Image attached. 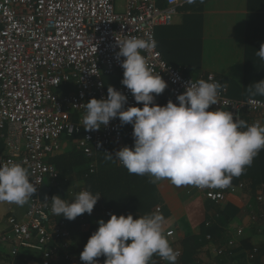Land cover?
Wrapping results in <instances>:
<instances>
[{
    "label": "built area",
    "instance_id": "obj_1",
    "mask_svg": "<svg viewBox=\"0 0 264 264\" xmlns=\"http://www.w3.org/2000/svg\"><path fill=\"white\" fill-rule=\"evenodd\" d=\"M162 1L163 6L158 0H0V164H22L37 184L26 214L10 218L8 230L0 235V243L13 245L12 254L18 246H29L35 240L42 249V264H53L60 258L66 264H84L72 247L68 221L50 211L51 193L40 197L39 192L46 182L54 183L58 178V170L49 159L59 151L63 136L80 134L76 149L89 159L106 154L104 151L111 153L113 147L119 150L124 130L132 132V125L121 124L119 118L97 131H85L81 124L86 115L84 104L93 97H107L103 77L122 68L119 60L124 59L116 58L117 42L131 36L155 39L156 28L172 24L177 8L185 2ZM142 55L167 82L169 95L163 105L169 99L178 103L176 97L189 81L212 78L224 87L218 95L219 104L211 108H227L240 119L248 116V124L264 122V100L230 98L228 87L214 73L193 79L185 75L183 66L168 64L157 46ZM112 87L127 96L125 108L136 105L124 85ZM74 113L75 121L71 119ZM87 167V174L95 171L94 163L89 162ZM246 187L243 181L234 182L232 178L231 185L224 189H196L219 205L229 193ZM255 199L264 203V183L256 190ZM112 213L104 211L107 217ZM79 222L82 231L88 229L83 215ZM205 224L209 226L210 222ZM165 234L172 237L174 231L169 229ZM227 244L233 246L235 242L229 240ZM51 246L61 255H55ZM174 249L179 250L180 257L182 250ZM259 253V247L254 246L247 259L255 260Z\"/></svg>",
    "mask_w": 264,
    "mask_h": 264
},
{
    "label": "clouds",
    "instance_id": "obj_2",
    "mask_svg": "<svg viewBox=\"0 0 264 264\" xmlns=\"http://www.w3.org/2000/svg\"><path fill=\"white\" fill-rule=\"evenodd\" d=\"M156 43L151 36H131L117 42L116 58L124 57L119 60L123 69L121 84L142 107L125 108L127 96L109 86L106 98L93 97L84 104L82 127L97 131L116 118L121 124H131L132 147L124 145L115 155L104 151L106 159H118L130 174L149 175L151 183L168 180L177 187L227 188L232 178L242 175L264 149V123L257 120L248 124L228 109H211L219 104L218 95L224 87L212 78L189 81L177 95L178 103L171 99L165 105L154 103L167 82L149 66L142 52L154 50ZM256 55L264 60V43ZM248 92L264 96V79L252 84ZM36 185L22 164H0V205L23 207L37 192ZM100 196L87 189L75 193L71 201L53 195L50 211L74 220L85 213L90 215ZM97 223L98 228L80 252L84 264H99L96 258L102 255L106 257L104 264H156L154 256L177 264L180 252L165 235L166 218L158 209L135 219L131 213H112L107 221Z\"/></svg>",
    "mask_w": 264,
    "mask_h": 264
},
{
    "label": "crops",
    "instance_id": "obj_3",
    "mask_svg": "<svg viewBox=\"0 0 264 264\" xmlns=\"http://www.w3.org/2000/svg\"><path fill=\"white\" fill-rule=\"evenodd\" d=\"M158 5L163 6V1L158 0ZM155 40L157 49L166 62L183 66L185 75L199 79L212 72L226 84L230 98L264 100V96H252L248 92L252 84L264 79V60L256 55L261 43H264V0H195V3L185 0L177 8L172 24L156 28ZM168 95L166 87L162 94L155 96L154 103L163 105ZM136 106L142 107V104L136 102ZM71 119L77 120V114H71ZM129 130L132 131V126ZM75 135L63 136L59 151L52 157L77 151L78 137ZM133 143L132 132L126 133L121 147H132ZM116 151L113 147L111 153L115 155ZM77 152L72 173L60 177L58 172L54 184L65 188L68 201L73 200L75 193L83 189L101 194L92 213L83 214L88 229H80L81 233L90 230L94 224L97 227V222L107 217L105 210H114L113 204L108 201L128 202H124L126 207H123L126 214L131 213L127 210L131 208V214L137 215L141 213L139 202L153 193L155 201L149 209L156 211V207H160L159 211L166 218L164 233L169 229L174 231L172 237L165 234L173 248L182 249V241L188 236L202 238L194 241L191 246L199 245L196 256L189 262L181 261L177 264H264V203L255 201L247 189L229 193L226 200L216 207L195 186L177 187L168 180L151 183L152 178L147 174L134 175L126 168L121 169L118 159L108 160L100 154L88 159ZM89 162L94 163L95 171L87 175ZM92 174L95 177L88 181L87 178ZM115 178L118 179L115 185L120 189L110 191L111 187L108 185ZM144 180L147 182L145 190ZM242 181L248 187V183ZM29 205L30 200L23 207L0 205V235L8 230V220L22 218ZM228 205L234 207L228 211L229 217L224 215L220 219L219 213H215L216 209L224 213ZM206 222H210V225L206 226ZM208 227L214 231L211 232L213 236L210 239L206 238ZM238 230L241 232L238 233ZM73 238L71 233L72 247L77 250L78 244L74 243ZM229 240H233L235 245L229 246ZM253 246L260 247L261 252L255 260L250 261L247 253ZM12 249L11 243H0V264H42V249L36 245L35 240L29 246H18L15 254H12ZM52 249L55 255H61L59 250ZM220 249L223 253L219 255L217 251ZM77 252L80 253L78 250ZM96 259L100 264V257ZM153 259L156 264L168 263L160 258L157 260L156 256ZM53 264L66 262L60 258Z\"/></svg>",
    "mask_w": 264,
    "mask_h": 264
},
{
    "label": "trees",
    "instance_id": "obj_4",
    "mask_svg": "<svg viewBox=\"0 0 264 264\" xmlns=\"http://www.w3.org/2000/svg\"><path fill=\"white\" fill-rule=\"evenodd\" d=\"M173 66H176V65H173ZM122 78H123V69L119 68L114 73L103 77L105 87L108 88L109 86L122 85L121 84ZM256 99H259V98H256ZM245 118L248 121V116H244L243 117V119L246 121ZM126 133H127V130H124V136H125ZM75 136L79 137L80 134H76ZM75 151L74 152H70L68 154H62L60 156L52 157V158L49 159V161L52 164H54V166L58 170V172L60 174V177H66V176H69L70 173H72V170H73L72 167L75 164L74 159H75L76 156L78 157V155L76 154L77 151L76 152ZM77 153L80 156H83L81 153H79V152H77ZM100 155L106 156V154H100ZM113 159L116 160V158H113ZM120 168L123 169L125 167L122 165V166H120ZM82 175H83V172H82L81 176ZM94 177H95V175L92 174V175H90L87 178V180L89 181V179L91 180ZM242 180H244V181H246L248 183V187H246V189L250 192L251 196L255 199L256 190L259 188V186L262 183H264V149H261L259 151L257 156L253 159V162H252L251 166H248L246 168L245 172L242 175H240L239 177H233V181L234 182H239V181H242ZM117 181H118V179H116V178L114 180L113 179L111 180V183L108 185L109 187H111L110 191H112V189L114 191H116L117 188L120 189V187H116V185H115L117 183ZM104 182L108 183L106 180ZM54 183H48V187L50 189L51 195L52 196L53 195H60L63 199L66 200V198L68 196H67V192L64 190L65 188L61 187L59 184H54ZM143 183H144V190H145V185L147 184L146 180H144ZM154 201H155V194H153V193L148 195L147 197H145L144 200H141L139 202V207H138L139 210L141 211V213L140 214L137 213V215L132 214L133 218L135 219L137 216H143V215H147V214L153 213L154 211L150 210L149 208H150V205H152L154 203ZM255 201H256V199H255ZM108 202L113 204L114 210H111L113 213H115L118 216L121 215V214L127 215L126 211L123 209V207H126V205H124L125 201H108ZM125 203L128 204V202H125ZM214 206L217 207V204H214ZM233 208H234L233 206L228 205L226 207V209H224V213L221 212L217 208L215 213H219V218L222 219V217L224 215H227L229 217V212L228 211H230ZM127 210L129 212H131V213L133 211L131 208H128ZM58 218L59 219H61V218L66 219L63 216L58 217ZM108 219H109V217H105L104 221H107ZM66 220L68 221L69 227L71 229V233L74 236V238H73L74 239V243L76 245L78 244L77 250L81 252L83 250L84 245L87 242L89 236L98 228V226L95 227L94 226L95 224H94V225L91 226L90 230L86 231L85 233H81L80 227H79L80 222H79L78 217H76L74 220H68V219H66ZM263 231H264V229H263ZM211 232L214 233L213 228L207 229V235L213 236V234ZM198 239L201 240L202 238L199 237V236L192 235V236H188V238H186V240L184 239L182 241V245H183V248L181 249L182 253H181V256L178 258L177 263L181 262V261L182 262H189L194 256H196L197 247L199 245L197 247H192V248H191V246L194 245L193 244L194 241L197 242ZM50 249H52V246L50 247ZM259 249H260V247H259ZM260 252H261V249H260ZM156 257H157V260H159V257L158 256H156ZM100 259H101V263L100 264H104V261H105L106 257H104L102 255V256H100ZM185 260H187V261H185Z\"/></svg>",
    "mask_w": 264,
    "mask_h": 264
},
{
    "label": "water",
    "instance_id": "obj_5",
    "mask_svg": "<svg viewBox=\"0 0 264 264\" xmlns=\"http://www.w3.org/2000/svg\"><path fill=\"white\" fill-rule=\"evenodd\" d=\"M50 192V189H49V187H48V182H46L43 186H42V188H41V190H40V192H39V196L40 197H43V196H45L47 193H49Z\"/></svg>",
    "mask_w": 264,
    "mask_h": 264
},
{
    "label": "rangeland",
    "instance_id": "obj_6",
    "mask_svg": "<svg viewBox=\"0 0 264 264\" xmlns=\"http://www.w3.org/2000/svg\"><path fill=\"white\" fill-rule=\"evenodd\" d=\"M67 92V91H66Z\"/></svg>",
    "mask_w": 264,
    "mask_h": 264
}]
</instances>
